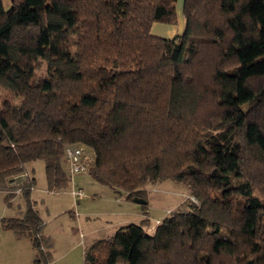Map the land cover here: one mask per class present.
Wrapping results in <instances>:
<instances>
[{
  "label": "trees",
  "instance_id": "trees-1",
  "mask_svg": "<svg viewBox=\"0 0 264 264\" xmlns=\"http://www.w3.org/2000/svg\"><path fill=\"white\" fill-rule=\"evenodd\" d=\"M176 2L0 0V189L18 179L26 204L0 222L34 264L53 263L25 165L64 190L69 145L129 201L164 180L197 201L94 241L84 264H264V0H183V32L151 34Z\"/></svg>",
  "mask_w": 264,
  "mask_h": 264
},
{
  "label": "rangeland",
  "instance_id": "rangeland-1",
  "mask_svg": "<svg viewBox=\"0 0 264 264\" xmlns=\"http://www.w3.org/2000/svg\"><path fill=\"white\" fill-rule=\"evenodd\" d=\"M183 0L175 3L176 18L174 32H183V18L180 13ZM3 7L8 8L9 0H2ZM159 23L151 27V34L168 39L163 34H155ZM9 99L5 90L0 89V105ZM85 149L89 163L91 157ZM64 168L67 161L64 153ZM27 174H31L34 185L30 199L34 210L43 224V235L50 237V252L53 264H84V252L94 241L109 239L121 226L129 223L139 224L147 217L146 229L152 232L156 225L168 214L180 210L188 202L197 204L184 185L169 180L144 185L145 204L129 201L123 194L94 182L86 172H81L69 179L68 187L60 191L47 189L44 175V164L35 160L25 165ZM26 177V176H24ZM12 181L6 188L0 189V221L1 218L20 217L26 209L21 196L20 185ZM80 190L81 196H73L72 192ZM78 190V191H79ZM6 195H8L6 200ZM35 251L29 238H16L14 233L3 230L0 222V264H34ZM51 264V263H49Z\"/></svg>",
  "mask_w": 264,
  "mask_h": 264
},
{
  "label": "built area",
  "instance_id": "built-area-1",
  "mask_svg": "<svg viewBox=\"0 0 264 264\" xmlns=\"http://www.w3.org/2000/svg\"><path fill=\"white\" fill-rule=\"evenodd\" d=\"M64 153L67 161V172L70 175V178L78 173L86 172V167L88 168L90 163L88 161L87 154H85L84 149L79 146L69 145L64 148ZM27 173L23 174V177H27ZM79 190V189H78ZM75 190L72 192L73 196L80 197V190Z\"/></svg>",
  "mask_w": 264,
  "mask_h": 264
},
{
  "label": "crops",
  "instance_id": "crops-1",
  "mask_svg": "<svg viewBox=\"0 0 264 264\" xmlns=\"http://www.w3.org/2000/svg\"><path fill=\"white\" fill-rule=\"evenodd\" d=\"M180 13L179 15H182V6H181V9H180ZM183 18V16H182ZM177 20H178V17H177ZM176 20V22H177ZM160 24V23H159ZM176 24V23H175ZM175 24H171V25H167V24H162V25H158V28L156 29V31H154L155 34H163L164 36L166 37H173L174 35L178 34L177 32L179 31L178 28L175 29V33L172 35V33L174 32V29H173V25ZM182 27L184 29V19H183V24H182ZM143 219V218H142ZM141 219V220H142ZM118 229V228H117Z\"/></svg>",
  "mask_w": 264,
  "mask_h": 264
},
{
  "label": "water",
  "instance_id": "water-1",
  "mask_svg": "<svg viewBox=\"0 0 264 264\" xmlns=\"http://www.w3.org/2000/svg\"><path fill=\"white\" fill-rule=\"evenodd\" d=\"M134 201L137 203H141V204L144 203V201L142 199H139V198H135Z\"/></svg>",
  "mask_w": 264,
  "mask_h": 264
}]
</instances>
